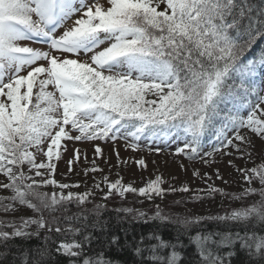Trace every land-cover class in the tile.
<instances>
[{
	"label": "snow or ice",
	"instance_id": "obj_1",
	"mask_svg": "<svg viewBox=\"0 0 264 264\" xmlns=\"http://www.w3.org/2000/svg\"><path fill=\"white\" fill-rule=\"evenodd\" d=\"M258 76L264 78V0H0V176L5 178L0 188L12 193L0 196V211L15 212L19 205L35 214L19 221L0 219V247L8 250L14 239L44 231L63 237L53 243L66 264H114L102 249L89 254L92 235L72 226L87 216L56 215L94 194H65L79 185L53 178L62 141L130 138L127 146L133 151L141 141L176 143L175 155L205 164L217 153L251 158L257 139L264 145V88H257ZM209 132L212 139L206 141ZM68 164L71 171L72 160ZM136 164L146 167L143 159ZM237 171L246 185L242 191L209 184L192 197L202 201L220 195L230 202L259 197L223 215H169L159 205L152 216L117 209L176 228L167 239L158 230L133 241L126 237L139 264H233L238 253L245 254L247 264H264V162ZM193 175L211 180L207 173ZM217 179H222L218 172ZM103 183L104 200L131 193L152 201L166 192L190 191L186 185L163 188L159 175L138 189L123 184L119 173L115 181L104 177ZM48 186L51 193L39 190ZM95 187L103 191L99 182ZM101 207L96 206L97 215ZM206 221L217 228L202 229ZM33 226L35 231H29ZM107 247L124 244L111 236ZM13 255L8 261L7 252L0 251V260L52 264L47 247L34 256L23 250Z\"/></svg>",
	"mask_w": 264,
	"mask_h": 264
},
{
	"label": "rangeland",
	"instance_id": "obj_2",
	"mask_svg": "<svg viewBox=\"0 0 264 264\" xmlns=\"http://www.w3.org/2000/svg\"><path fill=\"white\" fill-rule=\"evenodd\" d=\"M62 31V29L60 30ZM27 46L43 48L44 46L39 43H29ZM46 50V49H45ZM261 88H264V80L262 81ZM131 139L125 140L118 138L115 141L110 139H96L91 141H62L61 159L53 162L56 165V171L53 178L58 183L79 185L76 188H69L63 190L66 194L71 191L73 193H85L92 192V196L88 197V200L83 205H77L75 203H69L67 205L68 211L77 210V208L84 207H96L100 203L109 201L104 200L103 196L107 191L105 184L103 183L104 177H108L110 181L117 179V173L122 178V182L125 185L131 184L135 188L145 186V184L152 179H155L157 175L161 176L165 183L163 188L168 189L170 186L179 189L183 186H187L189 192H166L163 198L155 197L152 201H148L146 198L139 197L131 193L126 194L125 198H121L119 195H113L109 198L112 199L107 203L110 207H116L117 209L132 208L134 210H145L147 212H155L156 205L160 208L167 207V204L175 203L176 208L179 211H184L195 216H207L212 215L217 210L223 208H239L244 205L251 204L253 201L259 199L258 196H250L243 202L241 201H229V199L216 195L212 200L195 201L192 200L194 195L202 194L198 190L206 189L209 184L224 189L227 192L235 193L242 191L244 182L240 177L238 168H252L261 162H264V145L257 139L256 147L250 149L252 155L249 158L247 155L243 159L239 158L240 153L233 152L232 155L221 156L219 153L214 157H209L210 164H205L203 160L197 159L195 161L187 160L182 154L175 155L177 148L176 143H172L169 146L163 144L147 143L145 141L139 142V148L133 151L127 145L131 143ZM66 145L67 151H64ZM182 146V145H180ZM99 147L101 152L95 153V148ZM161 149L159 152L156 149ZM79 150V159H75L76 152ZM119 155V161L117 159ZM39 159H45L39 157ZM143 159L146 167L138 166L136 161ZM72 160L71 171H69L68 161ZM229 161L232 164H229ZM96 167L101 171L92 172L91 169ZM85 170H88L87 172ZM43 171V170H42ZM194 171H199L200 176H204L205 173L211 177V180L201 179L194 176ZM217 172L222 179H217ZM40 180V177H36ZM5 180L0 176V181ZM227 181L228 183H225ZM6 182V181H5ZM100 183V187L103 191L97 190L95 185ZM255 187H259L258 183L254 184ZM42 192L51 193L53 188L40 187ZM59 192V189H55ZM12 193L7 189L0 188V196H10ZM143 201V202H141ZM179 202V203H178ZM114 203L112 206L111 204ZM180 204V205H179ZM224 210V209H223ZM67 211V212H68ZM34 213L26 207L17 205L15 212L4 213L0 211V218L18 220L23 218L34 217ZM29 231H35L33 226Z\"/></svg>",
	"mask_w": 264,
	"mask_h": 264
},
{
	"label": "trees",
	"instance_id": "obj_3",
	"mask_svg": "<svg viewBox=\"0 0 264 264\" xmlns=\"http://www.w3.org/2000/svg\"><path fill=\"white\" fill-rule=\"evenodd\" d=\"M250 55V53L245 54ZM264 78L257 77L256 80V86L258 89L261 88V84ZM206 141H210L212 139L211 132H209L206 135ZM147 143H151L150 141H145ZM109 201L112 199L108 198ZM108 200L100 203L102 207L99 210V214H96V207H84L81 206V208H77V210L68 211L66 213H57L56 215L59 216L61 219H63L64 216H87V221H81V223H75L72 226L73 227H81L85 228L87 233H90L93 237L92 246L91 249H87L89 251V254L103 250L106 254V256L110 257L114 264H139V260L136 256L133 255L132 252V243H125V238L127 237L128 241H133V238H139L141 235H146L149 232H155L159 231L163 234V236L167 239L172 236H175L177 234L176 228L172 224H160L159 222H153L149 220L148 222H144L142 219L134 218L132 215L125 214L124 212L117 211V208L114 207V203L111 205L113 207H110V205H107L109 202ZM179 203V202H178ZM175 204V203H174ZM173 203L167 204V207L160 208L162 213L164 214H183V215H192L190 213L179 211L178 208L174 206ZM180 205V204H179ZM97 206V205H96ZM69 208V207H67ZM224 209V210H223ZM222 210H217L212 215L217 214H225L228 211H231L234 208H223ZM145 211L148 216L154 215L155 212H147V209L143 210ZM47 215V213H45ZM210 216V215H207ZM203 216V217H207ZM3 220H10V219H4ZM18 221V220H16ZM64 226H67L65 224ZM221 230H226L225 225H219ZM227 227L232 228L233 231L237 230V226L235 225H228ZM217 228V224L211 223V222H205L202 225V229L204 230H211ZM5 230L11 231L10 228H6ZM241 231H243V228H240ZM193 232L196 230L193 229ZM45 236L48 237L47 241L45 240ZM111 236H118L120 238V241L122 244H124V247L116 248L113 247L111 250L107 247V241L110 239ZM63 239V237L58 236L55 233L48 234L44 231L40 233L39 236H33L30 239H21L16 238L13 241H11V248L8 250H4L2 247H0V251H6L7 252V260L12 261L14 259L15 253L23 250L25 254L31 253L33 256L36 254L38 249H44L47 247L49 250L52 251V264H55L56 260L61 261V264H66V260L63 257H60L58 254L55 253V244L53 241H59ZM180 239L184 241L185 244L188 243L187 237L184 235L180 236ZM191 252V250H189ZM0 264H4L3 260H0ZM233 264H247V258L244 253H238L236 257H233Z\"/></svg>",
	"mask_w": 264,
	"mask_h": 264
}]
</instances>
